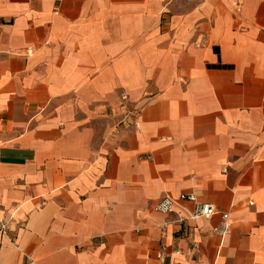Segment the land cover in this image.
Masks as SVG:
<instances>
[{
    "label": "crops",
    "instance_id": "0c3cea01",
    "mask_svg": "<svg viewBox=\"0 0 264 264\" xmlns=\"http://www.w3.org/2000/svg\"><path fill=\"white\" fill-rule=\"evenodd\" d=\"M161 249L264 264V0H0V264Z\"/></svg>",
    "mask_w": 264,
    "mask_h": 264
},
{
    "label": "built area",
    "instance_id": "2783aa9c",
    "mask_svg": "<svg viewBox=\"0 0 264 264\" xmlns=\"http://www.w3.org/2000/svg\"><path fill=\"white\" fill-rule=\"evenodd\" d=\"M178 199L187 200L192 202L193 209L191 212V218L197 219L201 217H210L216 213H218L221 217V222L218 227L214 229V231L219 234H225L229 231L230 222H229V214L223 212L221 210H217L213 205L207 203L198 202L196 196L194 194H181ZM175 205V199L165 195L154 205V210L161 214H169L173 211ZM2 229H5V225L2 224ZM157 260L159 264H165L166 254L161 249L156 254Z\"/></svg>",
    "mask_w": 264,
    "mask_h": 264
}]
</instances>
